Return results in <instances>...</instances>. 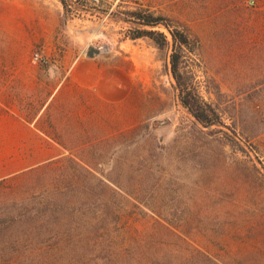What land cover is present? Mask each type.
<instances>
[{"label":"rangeland","instance_id":"rangeland-1","mask_svg":"<svg viewBox=\"0 0 264 264\" xmlns=\"http://www.w3.org/2000/svg\"><path fill=\"white\" fill-rule=\"evenodd\" d=\"M74 1L0 0V54L94 46L133 92L52 140L0 135V264H264V0ZM132 11L190 35L183 79L221 124L182 104L170 46L130 39ZM22 148L53 156H5Z\"/></svg>","mask_w":264,"mask_h":264},{"label":"crops","instance_id":"crops-1","mask_svg":"<svg viewBox=\"0 0 264 264\" xmlns=\"http://www.w3.org/2000/svg\"><path fill=\"white\" fill-rule=\"evenodd\" d=\"M86 50L78 56H47L45 63L34 62L29 53L8 49L7 54H0V135L4 141L52 140L47 136L52 127H81L99 121L102 111L125 107L133 92L131 70L118 58L87 57ZM40 150L22 148L5 156H53Z\"/></svg>","mask_w":264,"mask_h":264},{"label":"trees","instance_id":"trees-1","mask_svg":"<svg viewBox=\"0 0 264 264\" xmlns=\"http://www.w3.org/2000/svg\"><path fill=\"white\" fill-rule=\"evenodd\" d=\"M63 6L64 12H70L74 0H59ZM77 11L79 9H76ZM137 24L135 33L130 35V39L135 40L143 37L151 39L158 48L171 47V73L176 80V89L184 107L205 127H212L221 124L217 121V112L215 108L205 103L201 97L194 91L192 85L183 79V54L192 52L194 43L190 35L182 28H173L168 22L169 19L161 15H155L152 12L132 11L129 13ZM165 27L171 35V41L168 36L156 27ZM150 27L152 29H146Z\"/></svg>","mask_w":264,"mask_h":264},{"label":"water","instance_id":"water-1","mask_svg":"<svg viewBox=\"0 0 264 264\" xmlns=\"http://www.w3.org/2000/svg\"><path fill=\"white\" fill-rule=\"evenodd\" d=\"M102 50L99 49V48H96L94 46H89L86 50V56L87 57H90V58H93L97 55H101L102 54Z\"/></svg>","mask_w":264,"mask_h":264},{"label":"built area","instance_id":"built-area-1","mask_svg":"<svg viewBox=\"0 0 264 264\" xmlns=\"http://www.w3.org/2000/svg\"><path fill=\"white\" fill-rule=\"evenodd\" d=\"M251 4H252V3H251ZM32 59H33V61L36 62V63H45V59H44V57H43L42 54L39 53V52H35V53L33 54V56H32Z\"/></svg>","mask_w":264,"mask_h":264},{"label":"bare ground","instance_id":"bare-ground-1","mask_svg":"<svg viewBox=\"0 0 264 264\" xmlns=\"http://www.w3.org/2000/svg\"><path fill=\"white\" fill-rule=\"evenodd\" d=\"M18 2V1H17ZM24 2V1H23ZM20 3V2H19ZM20 6H21V4H20ZM21 8V7H20ZM24 10V9H23ZM29 12V11H28ZM25 13V12H24Z\"/></svg>","mask_w":264,"mask_h":264}]
</instances>
